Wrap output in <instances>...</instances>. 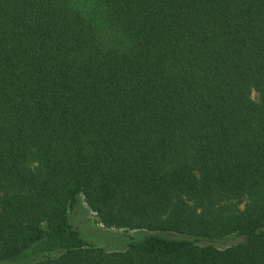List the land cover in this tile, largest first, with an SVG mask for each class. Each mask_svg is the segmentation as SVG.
<instances>
[{"label": "trees", "instance_id": "obj_1", "mask_svg": "<svg viewBox=\"0 0 264 264\" xmlns=\"http://www.w3.org/2000/svg\"><path fill=\"white\" fill-rule=\"evenodd\" d=\"M39 256L264 264V0H0V264Z\"/></svg>", "mask_w": 264, "mask_h": 264}, {"label": "rangeland", "instance_id": "obj_2", "mask_svg": "<svg viewBox=\"0 0 264 264\" xmlns=\"http://www.w3.org/2000/svg\"><path fill=\"white\" fill-rule=\"evenodd\" d=\"M250 98L257 102L259 95L256 91H251ZM249 201V196L245 195L239 198L226 199L221 201L217 206V209L224 213V215L235 214L243 210L245 205ZM73 227L83 234L89 240L104 239L109 243V246L118 245L119 242L138 238L141 236V231L130 228H118V227H106L101 224L96 214L89 209L85 204L82 197H79V203L77 208L71 215ZM218 247H222V243L216 244ZM42 257L31 259L29 261L17 263V264H35Z\"/></svg>", "mask_w": 264, "mask_h": 264}]
</instances>
